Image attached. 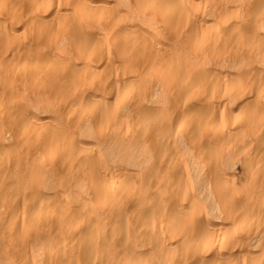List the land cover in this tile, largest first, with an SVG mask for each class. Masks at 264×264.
I'll return each mask as SVG.
<instances>
[{"label": "bare ground", "instance_id": "obj_1", "mask_svg": "<svg viewBox=\"0 0 264 264\" xmlns=\"http://www.w3.org/2000/svg\"><path fill=\"white\" fill-rule=\"evenodd\" d=\"M0 245L264 264V0H0Z\"/></svg>", "mask_w": 264, "mask_h": 264}, {"label": "rangeland", "instance_id": "obj_2", "mask_svg": "<svg viewBox=\"0 0 264 264\" xmlns=\"http://www.w3.org/2000/svg\"><path fill=\"white\" fill-rule=\"evenodd\" d=\"M6 250L8 249H5V247H2L0 245V264H7V262L9 263L12 261V260H9V258H7Z\"/></svg>", "mask_w": 264, "mask_h": 264}]
</instances>
